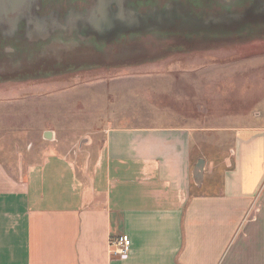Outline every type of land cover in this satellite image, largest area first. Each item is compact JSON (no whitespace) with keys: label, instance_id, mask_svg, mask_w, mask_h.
Here are the masks:
<instances>
[{"label":"rangeland","instance_id":"374dc122","mask_svg":"<svg viewBox=\"0 0 264 264\" xmlns=\"http://www.w3.org/2000/svg\"><path fill=\"white\" fill-rule=\"evenodd\" d=\"M175 1L186 8L214 5L215 14H224L191 22L196 13L191 18L182 8L186 19L169 9L171 17L156 18L153 12L132 20L148 26L149 47L135 39L111 46L110 52L45 41L0 44L6 49L0 51V163L11 177L23 179L58 153L73 160L79 172H89L108 130L127 127L187 130L192 166L202 157L207 169L212 161L216 171L226 168L222 161L233 160L237 129L259 123V113L264 126V23L251 25L261 19L252 11L247 22L236 14L259 0ZM103 2L122 11L101 12L99 21L134 18L127 0ZM148 4L156 2H143ZM186 29L205 44L188 45L179 34ZM204 31L211 35L202 41ZM189 185L191 194L199 192L192 179Z\"/></svg>","mask_w":264,"mask_h":264},{"label":"crops","instance_id":"0c3cea01","mask_svg":"<svg viewBox=\"0 0 264 264\" xmlns=\"http://www.w3.org/2000/svg\"><path fill=\"white\" fill-rule=\"evenodd\" d=\"M37 3L2 2L3 15L16 18L0 22V44L59 36L35 21ZM96 34L64 36L90 38L78 40L86 44ZM256 117L258 125L237 129L222 172L203 158L198 182L188 131L177 128H110L89 172L59 153L23 179L0 163V264H264V126ZM191 179L198 193H190ZM122 234L131 238L124 256L113 244Z\"/></svg>","mask_w":264,"mask_h":264},{"label":"flooded vegetation","instance_id":"af4514ba","mask_svg":"<svg viewBox=\"0 0 264 264\" xmlns=\"http://www.w3.org/2000/svg\"><path fill=\"white\" fill-rule=\"evenodd\" d=\"M4 0H0V22H10L13 21V16H4L3 15V10L4 7L2 5V2ZM6 1V0H5ZM72 0H63V2H59L58 4H55L53 0H43L42 3H40V0H38V3L36 5H33V10L34 13H36L38 16V18L35 20L36 22H42L44 21L47 24H51L54 25L53 29H48V31H52L54 32H58L59 36L58 37H52V35L50 36H40L38 38H33L31 39V41H28L27 44L28 45H33L37 42L40 41H45V42H49L51 44H58V45H62V44H78L81 43L80 41H78L79 39H88L90 40V38H85L81 35L78 36H72V37H68L66 38L64 36V34H66L67 32L70 31V29H75V31L77 33H83V31L87 32V33H97L93 30V26L94 24H96L98 26V21L97 19L99 18V16H97L99 13L101 12H105V11H113V12H118L121 8L120 5H115L113 4L111 6L112 9H108L109 6L104 2L103 0H90V4H85V5H80L79 3H83V2H89L87 0H73L76 1L78 4H74L73 2H71ZM163 1V0H162ZM167 1V0H164ZM182 0H180L179 2H181ZM196 1V0H195ZM145 2V1H144ZM172 2L176 3L177 1L172 0ZM132 2L129 3V5ZM172 4V5H176V4ZM139 4V3H137ZM167 6H170V2H166L165 3ZM106 6L105 10L102 9V6ZM141 5V10H137L140 12H134V16L137 18V20L142 19L144 16L146 15H151L149 13H153L155 11H153L155 8H157V6L154 5H146L143 6V3L139 4ZM177 5H180L177 3ZM182 7H184V10H188L189 13L191 14V7H197V8H203L206 9L205 7H203L202 4H196V5H191V7L186 8L185 5H180ZM24 12L22 13L21 17L23 16V19L28 20V15L29 14V7L24 6ZM20 8V7H19ZM19 8L16 9L17 11H19ZM15 9H11L10 11H16ZM9 11V8H8ZM22 11V9L20 10ZM48 11V12H46ZM151 11V12H150ZM16 13V12H15ZM129 15V13H128ZM131 15V13H130ZM38 22V23H39ZM137 24H135L134 26H143V22H136ZM86 25V26H84ZM83 26V28H82ZM81 27V28H80ZM36 33H40V29L36 28L33 30ZM68 39V40H63V39ZM133 40L135 39L136 41H142L140 40L141 38L138 37H127L125 35L123 36H116V34H114L111 37H101V36H95L94 38H92V40H95L99 43L103 42L105 44H118V43H124L125 40ZM21 40V39H19ZM29 40V39H26ZM133 42V41H131ZM134 42V43H135ZM137 43V42H136ZM20 45V44H17Z\"/></svg>","mask_w":264,"mask_h":264},{"label":"bare ground","instance_id":"6f19581e","mask_svg":"<svg viewBox=\"0 0 264 264\" xmlns=\"http://www.w3.org/2000/svg\"><path fill=\"white\" fill-rule=\"evenodd\" d=\"M145 0H127V4H129L130 2H132L129 6H130V11L131 12V15L134 17V18H130V16H126L125 18H122L124 19L125 21H117V22H113V23H104V22H98V26L96 24L92 25L93 26V30L95 32H97V36H101V37H111L113 36L114 34H116V36H127V37H138V38H141L140 40L142 41H138L137 44H141L142 46H148L149 47V40L151 37H148L147 33H145V30L148 26H145V24H143V26H134L135 24H137L136 22L132 21V20H135L137 19L135 16H134V12H136L137 10H141V3H143ZM154 2H156L155 6H157V8H155L153 11H155V16L156 18H159L161 16H168V17H171L170 14H169V11H166V10H171V9H175L174 14L175 15H180L183 19H186L187 18V15L184 13V10L179 6V5H172L174 4L172 2V0H167L165 1L164 3H161L159 2V0H153ZM170 2V6H167L165 3L166 2ZM163 2V1H162ZM139 3V4H137ZM104 4V2L102 3V5ZM101 5V6H102ZM214 6V5H213ZM213 6H209L208 8H206L205 11H203L204 9L202 8H197V7H191V18L193 17L192 14H195L196 17L194 19V21H191V22H203L205 23L207 20H209L210 18L212 17H217L219 15H221V17L223 16L224 12L222 13H218V14H215L212 10ZM105 7L106 6H102V9L105 10ZM169 7V8H168ZM211 7V8H210ZM248 7V6H246ZM179 8V9H177ZM251 9H248L246 10L245 12L243 13H236L237 15L240 16L241 18V21L243 22H247L248 21V14L250 13ZM122 10L120 9L118 12H121ZM166 11V12H165ZM137 12H140V11H137ZM151 12V11H150ZM252 14H254L255 18H261L258 22H256L255 24H251V25H257L259 23H264V14L262 13H253L251 12ZM151 14V13H149ZM147 16V15H146ZM149 16H152V15H149ZM145 17V16H144ZM220 17V16H219ZM218 17V18H219ZM246 19V20H245ZM98 20V19H97ZM99 21V20H98ZM253 21V19L251 20V22ZM124 22V23H122ZM145 26V27H144ZM196 27L199 29L200 28V25L196 24ZM259 28V27H258ZM210 31H204V35L200 36L201 40L203 41L202 38H206L207 36L209 37L210 35H208ZM179 34L183 35L185 38V42L188 44V45H200V44H205V43H200V40L198 41H195L193 38H196V36L194 34H192V32L189 30V29H186L182 32H180ZM188 39V40H186ZM193 41V42H192ZM195 42L197 44H195ZM199 42V43H198ZM78 44H81L83 46H87L89 48H91L93 51H97V52H100V51H105V52H110V47L111 46H115L116 44L115 43H112V44H105L103 42L99 43V42H96V43H86V44H83V43H78ZM110 55V54H109Z\"/></svg>","mask_w":264,"mask_h":264},{"label":"water","instance_id":"95a60500","mask_svg":"<svg viewBox=\"0 0 264 264\" xmlns=\"http://www.w3.org/2000/svg\"><path fill=\"white\" fill-rule=\"evenodd\" d=\"M225 2L230 1V0H224ZM180 6V5H179ZM182 8V6H180ZM179 9V8H177ZM184 9V7H183ZM251 10L249 12L253 13H262L264 14V0L263 1H255V4H253L250 8ZM172 11H175V9H171ZM167 11V10H166ZM165 11V12H166ZM46 138H52V132L51 131H46L44 133ZM204 166H205V160L203 158H199L197 163L194 166L193 174L195 177L196 182L200 181L203 176V171H204Z\"/></svg>","mask_w":264,"mask_h":264},{"label":"built area","instance_id":"2783aa9c","mask_svg":"<svg viewBox=\"0 0 264 264\" xmlns=\"http://www.w3.org/2000/svg\"><path fill=\"white\" fill-rule=\"evenodd\" d=\"M113 244L116 246L114 253L120 256L126 255L131 247V238L127 234H122L115 238Z\"/></svg>","mask_w":264,"mask_h":264}]
</instances>
